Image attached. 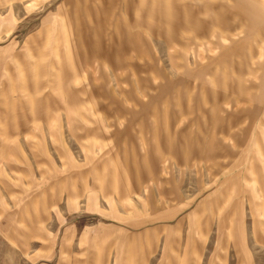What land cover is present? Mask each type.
<instances>
[{"label": "rangeland", "instance_id": "obj_1", "mask_svg": "<svg viewBox=\"0 0 264 264\" xmlns=\"http://www.w3.org/2000/svg\"><path fill=\"white\" fill-rule=\"evenodd\" d=\"M0 264H264V0H0Z\"/></svg>", "mask_w": 264, "mask_h": 264}]
</instances>
